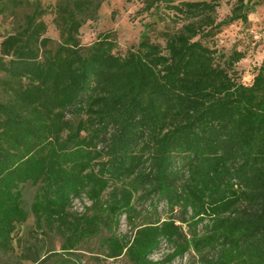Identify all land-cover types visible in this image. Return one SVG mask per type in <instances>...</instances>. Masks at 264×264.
Masks as SVG:
<instances>
[{"label":"trees","instance_id":"trees-1","mask_svg":"<svg viewBox=\"0 0 264 264\" xmlns=\"http://www.w3.org/2000/svg\"><path fill=\"white\" fill-rule=\"evenodd\" d=\"M139 1L179 25L146 24L122 49L113 31L80 41L104 0H0L17 21L0 40V249L13 250L27 217L18 187L30 182L34 230L62 239L52 264H79L69 253L102 231L105 257L129 264L188 251L199 264H264V58L244 84L245 52L209 45L223 26L248 25L252 0L220 20L219 0ZM146 201L168 217L133 225ZM122 215L130 235L115 233ZM163 241L171 251L153 259Z\"/></svg>","mask_w":264,"mask_h":264},{"label":"rangeland","instance_id":"rangeland-1","mask_svg":"<svg viewBox=\"0 0 264 264\" xmlns=\"http://www.w3.org/2000/svg\"><path fill=\"white\" fill-rule=\"evenodd\" d=\"M55 0H42L43 3L54 2ZM252 0L248 9V25L240 21L223 26L221 31L209 41L218 52H228L232 48H237L245 52V57L235 64L236 79L244 84H250L257 67L264 58V3L254 4ZM234 0H219L216 8V20L223 19L229 14ZM142 3L139 0H104L97 11V17L86 21L80 28V41L82 44H90L98 34L107 31L115 33L119 46L124 49L138 41L140 33L146 24H151L155 29L162 30L173 28L179 23L168 15L169 11L163 8L152 9L149 12H140ZM170 13V12H169ZM172 15V13H170ZM45 20L49 23L47 35L57 38V32L50 23V16ZM17 21L11 16L0 15V40L1 35L11 31ZM37 185L30 182L20 184L18 189L21 194V205L27 211L24 223L18 225L12 233L13 250L3 251L0 249V264H31L34 259H42L46 255L50 256L45 264H52L61 256V237L56 232L45 230H34V217L30 212V204L33 200ZM89 202L83 198L75 199L71 210L81 212ZM140 215L132 219L133 225L147 220L165 219L169 211L165 204L155 202L150 204L146 201L137 205ZM116 235H130L132 230L124 215L120 217ZM107 236V232L102 231L99 235L89 241L80 244L76 250L69 253L71 258L79 264H129L122 255L117 258H106L103 249L99 245V240ZM171 251L170 245L161 242L159 248L152 254L153 259L163 258ZM166 264H199L196 256L191 252H186L182 257H176Z\"/></svg>","mask_w":264,"mask_h":264}]
</instances>
